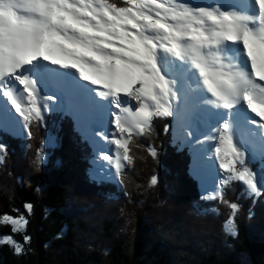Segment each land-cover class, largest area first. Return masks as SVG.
<instances>
[{
    "label": "snow or ice",
    "instance_id": "obj_1",
    "mask_svg": "<svg viewBox=\"0 0 264 264\" xmlns=\"http://www.w3.org/2000/svg\"><path fill=\"white\" fill-rule=\"evenodd\" d=\"M122 3L0 0V110L10 105L31 136L32 123L43 120L44 101L56 99L42 95L48 82L72 103L106 101L116 131L111 139L98 135L115 155L98 159L118 174L133 163L130 145L151 131L153 119L194 110L206 115L212 134L205 139L217 141L215 156L225 178L203 198L228 205L225 228L235 234L239 205L225 200L224 188L238 181L251 195L264 194V174L246 166L243 143L245 132L259 135L264 150V0H237L228 7L189 0ZM5 151L0 144V163ZM25 208L31 213L33 206ZM28 224L23 214L0 215V226L10 225L14 233ZM30 242L25 235L23 243ZM0 244L25 250L10 235L0 237Z\"/></svg>",
    "mask_w": 264,
    "mask_h": 264
},
{
    "label": "trees",
    "instance_id": "obj_2",
    "mask_svg": "<svg viewBox=\"0 0 264 264\" xmlns=\"http://www.w3.org/2000/svg\"><path fill=\"white\" fill-rule=\"evenodd\" d=\"M113 2L123 6L122 0ZM161 120L153 119L150 132L134 137V161L117 179L99 176L96 181L90 171L98 146L70 116L43 115L32 123L28 138L0 129L6 148L0 163V215L23 214L29 220L23 232L0 226V237L10 235L25 249L16 253L12 245L0 244V264H173L171 255L179 256L181 264H264V194L251 195L238 181L224 188L225 200L239 205L235 234L228 232L231 209L203 198L208 195L189 173L191 149L175 143L172 116ZM57 134H64L56 141L58 161L47 160L39 143ZM149 144L156 146L155 156ZM25 235L30 243H23Z\"/></svg>",
    "mask_w": 264,
    "mask_h": 264
},
{
    "label": "rangeland",
    "instance_id": "obj_3",
    "mask_svg": "<svg viewBox=\"0 0 264 264\" xmlns=\"http://www.w3.org/2000/svg\"><path fill=\"white\" fill-rule=\"evenodd\" d=\"M193 1V0H191ZM206 1V0H202ZM211 2L209 4L220 3L224 5L225 7H228L229 5L236 3L237 0H210ZM213 1V2H212ZM229 2V3H228ZM199 4V3H197ZM202 5H207L203 4ZM80 83L84 84L86 82L81 81ZM47 89H46V88ZM43 89H42V95L44 96H55L56 99L53 101H44L46 104V107L44 111L50 113H59V111H63V113L66 112V110H74L75 112V118H76V125L78 129H81L83 133L95 132V133H104V135L108 136L109 139H111L112 134L116 131L114 124L112 123L113 117L109 114V108L107 107L106 101H101L99 105H91V104H77L72 103L69 101V98L67 94L62 90L56 83L54 82H48ZM49 87V88H48ZM91 88H96L97 86L89 85ZM133 104L135 102H132ZM8 113L7 121L12 123L14 120L17 125L13 126L14 131H11L14 133L16 138H19L22 136L23 138H28V134L26 133V129L23 128L22 125V119L18 116V114L15 113L14 109L10 108V105L8 109H3ZM111 111H117L116 109H111ZM1 112V110H0ZM44 114V113H43ZM46 114V113H45ZM201 114V115H198ZM253 117L256 120H259V117H255L254 114ZM2 116V113H0V118ZM174 129L173 132L176 134V136H182L180 140L182 141V145H194L196 144V141L198 143V146L195 147L198 148L196 151H190L191 157H192V171L195 173L196 171L199 172H207V176L205 177L204 181L202 183V189L205 192V194L210 195L214 189L218 188L220 186V181L225 178L224 173L219 168V162L216 159L215 156V146L217 141H207L205 137L207 135H211L212 133L210 131H206L205 128L209 130V123H208V117L198 111H191L190 113H187L186 119L190 118L191 120L185 121L182 116L174 115ZM99 117V119H98ZM103 119H102V118ZM165 117H157L155 118L156 121H158L160 124L163 123V120ZM101 120V121H100ZM99 122V123H95ZM98 126L95 127V130L90 128L91 124H94ZM187 123H190V127L194 133H191V136H188L187 133H185V125ZM205 127V128H204ZM252 130V132L258 133V128L254 125L249 126ZM0 129H4V131H9L6 129V126L0 121ZM161 130L163 132V126H161ZM191 130V132H192ZM18 131V132H17ZM180 132V133H179ZM93 135L92 142L95 144H98V148L96 149V152H94L95 159L93 160L94 163V169H91V177L93 180H99V176L102 179H108L109 177L117 179L118 173H116V170L114 167H112L110 164H108L107 161H103L102 159H98V156H102L103 154H109V155H115L114 146L111 145L108 141L103 140L100 136H96L94 133H91ZM180 134V135H177ZM59 135L64 134H57L55 137H47L48 141L46 142H40L39 147H42L41 153L44 155H47L45 158L47 160H50L51 158H54L57 160L56 154L59 155L60 148L58 146ZM200 136V140L198 141V137H196V141L194 140L195 136ZM179 138V137H178ZM202 142V143H201ZM243 143H248L249 147H245V151L247 152V159H246V166L250 168L253 172L257 173L259 176L260 174H264V164L261 161L260 156L264 154V150H262L261 142L259 139V135L249 137L247 135V132H245V135L243 137ZM151 149H154L155 152L157 150L156 146L154 144H149ZM81 147L85 148V144L82 143ZM193 150V149H192ZM259 160V163H257ZM257 164V166L255 165ZM255 165V167H254ZM201 179V178H200ZM151 182V181H150ZM69 186H72V184H69ZM89 201V200H88ZM87 201V202H88ZM87 202H84L85 204ZM124 207L128 206V200L124 202ZM122 208V207H121ZM119 209V212H121ZM159 217H161V220H163V214H161ZM93 218V217H92ZM97 218V216H96ZM94 219V218H93ZM150 220V219H147ZM99 221V220H97ZM154 222H157V219H153ZM143 224H140V227ZM140 227L136 229L134 235L140 230ZM134 228V227H133ZM135 230V228L133 229ZM160 242V240L158 241ZM163 244V242H160ZM176 243H181V239L178 237L176 239ZM161 248H157L156 252L158 254V251H160ZM155 252V253H156ZM172 257V263L173 264H181L182 261L179 256H173ZM180 261V262H179Z\"/></svg>",
    "mask_w": 264,
    "mask_h": 264
},
{
    "label": "bare ground",
    "instance_id": "obj_4",
    "mask_svg": "<svg viewBox=\"0 0 264 264\" xmlns=\"http://www.w3.org/2000/svg\"><path fill=\"white\" fill-rule=\"evenodd\" d=\"M211 1H205L203 4H209ZM200 5H202V3H199ZM47 84V83H46ZM46 86V85H45ZM44 86V87H45ZM43 87V88H44ZM42 88V89H43ZM46 88V87H45ZM49 88V87H48ZM47 89V88H46ZM7 110V109H6ZM0 113H2V116H1V118H0V121H2V123L6 126V129H8L9 131H14V127L13 126H16L17 125V123L13 120L12 121V123L10 122V119H9V121H7V116H8V113H6V111L5 110H1V112ZM102 118V117H101ZM98 119H99V117H98ZM103 119V118H102ZM16 124V125H15ZM4 130V129H3ZM18 132V131H17ZM255 133V132H254ZM245 147H249V145H248V143H245ZM72 153V152H71ZM174 156V155H173ZM263 156H264V154L263 155H261L260 156V158H263ZM171 158V157H170ZM168 161V160H167ZM72 162V161H71ZM172 162H174V161H172ZM74 163V162H73ZM59 166H60V164H59ZM58 166V167H59ZM66 168V167H65ZM87 168V167H86ZM85 168V169H86ZM89 168V167H88ZM162 168V167H161ZM162 170V169H161ZM71 172V171H70ZM69 174V173H68ZM69 175H71V173L69 174ZM84 175H86L85 173H84ZM70 177V176H69ZM86 177V176H85ZM98 180V179H97ZM161 180V179H160ZM85 181V180H84ZM96 181V180H95ZM90 182V181H89ZM84 183V182H83ZM80 184V183H79ZM83 185H85V184H83ZM82 185V186H83ZM98 185V184H97ZM100 185V184H99ZM75 186V185H74ZM79 186V185H78ZM86 186V185H85ZM115 186V185H114ZM181 188V187H180ZM84 190V189H83ZM77 191H78V189H77ZM85 191V190H84ZM83 192V191H82ZM157 194V193H156ZM159 195V194H158ZM141 214V213H140ZM147 214V213H146ZM148 215V214H147ZM152 215V214H151ZM141 216V215H140ZM151 217V216H150ZM153 220V219H152ZM153 222V221H152ZM161 223V222H160Z\"/></svg>",
    "mask_w": 264,
    "mask_h": 264
}]
</instances>
